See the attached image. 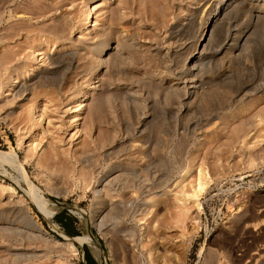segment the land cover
Listing matches in <instances>:
<instances>
[{"label":"rangeland","instance_id":"rangeland-1","mask_svg":"<svg viewBox=\"0 0 264 264\" xmlns=\"http://www.w3.org/2000/svg\"><path fill=\"white\" fill-rule=\"evenodd\" d=\"M222 1L0 0V264H264V0L201 51Z\"/></svg>","mask_w":264,"mask_h":264},{"label":"bare ground","instance_id":"bare-ground-1","mask_svg":"<svg viewBox=\"0 0 264 264\" xmlns=\"http://www.w3.org/2000/svg\"><path fill=\"white\" fill-rule=\"evenodd\" d=\"M240 0H223L221 5L218 6L214 9V11L210 14L208 17V20H206V29L205 31L201 34L200 39H199V48H201V51H204L208 48L211 47L212 41H213V29L214 26L216 25L217 21L219 20L220 17L224 16V14L227 15L228 9L234 5H236ZM242 3V2H241ZM219 4V3H218ZM233 8V7H232ZM231 11V10H230ZM85 13V12H84ZM209 15V14H208ZM256 16V15H255ZM89 18V17H88ZM223 19V18H222ZM226 19V18H225ZM85 20V19H84ZM222 21V20H221ZM227 21V20H226ZM86 23V22H85ZM227 24V23H226ZM205 27V26H204ZM87 28V27H86ZM226 28V27H224ZM238 28V27H237ZM227 30V29H226ZM238 30V29H237ZM235 32V37H230L229 32L224 33L223 35H220V39L218 41V46L214 48V50L209 53V54H203L200 56L195 57V59L192 61V66L191 68L193 69V72H196L200 70V67L202 68L203 62L206 63L210 61L211 59L218 58V56L221 54H226L230 52L231 54H237L241 53L240 51L244 47V42L246 38L248 37V31L246 30H239ZM228 31H230L228 29ZM237 36V38H236ZM217 42V41H216ZM217 44V43H214ZM206 52V51H205ZM210 52V51H209ZM200 53V52H199ZM229 54V53H228ZM236 55V56H237ZM241 55V54H240ZM230 56V55H229ZM244 56V55H243ZM208 60V61H207ZM206 61V62H205ZM201 65V66H200ZM195 74V73H194ZM198 74V73H197ZM196 77V76H194ZM191 81V80H190ZM205 82V81H204ZM200 83V84H199ZM198 88L201 87V82H199ZM196 86V85H195ZM193 88V87H192ZM195 89V88H194ZM200 89V88H199ZM193 90V89H192ZM202 90V89H201ZM195 91V92H194ZM191 94H189L188 101L191 98L193 94L195 95L196 90H194ZM198 91V90H197ZM200 92V91H199ZM202 93V92H201ZM200 94V93H199ZM186 95V94H185ZM200 96V95H199ZM194 98V96H193ZM236 99V98H235ZM175 102V101H174ZM185 103V102H184ZM172 104V103H171ZM37 105V104H36ZM35 105V106H36ZM36 108V107H35ZM40 109V108H39ZM41 110H38L37 112H40ZM36 116H39V113L36 114ZM184 120V119H183ZM206 122V121H205ZM48 123V122H47ZM212 124V123H211ZM211 126V125H210ZM24 140V139H23ZM2 155V154H0ZM4 156V155H3ZM4 158H7L4 156ZM8 159V158H7ZM116 175V174H115ZM3 212V211H2ZM1 216V215H0Z\"/></svg>","mask_w":264,"mask_h":264},{"label":"trees","instance_id":"trees-1","mask_svg":"<svg viewBox=\"0 0 264 264\" xmlns=\"http://www.w3.org/2000/svg\"><path fill=\"white\" fill-rule=\"evenodd\" d=\"M53 218L55 222L60 225L62 228L63 232L67 235H71V232H73V222L74 219L71 215L66 213L65 208H59L53 215ZM93 236V235H92ZM80 238V237H79ZM78 241V239H75ZM84 259H85V264H96V262L93 260V258L86 252L84 251Z\"/></svg>","mask_w":264,"mask_h":264}]
</instances>
